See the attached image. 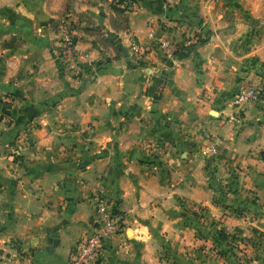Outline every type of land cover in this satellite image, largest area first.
I'll return each mask as SVG.
<instances>
[{
	"label": "crops",
	"instance_id": "0c3cea01",
	"mask_svg": "<svg viewBox=\"0 0 264 264\" xmlns=\"http://www.w3.org/2000/svg\"><path fill=\"white\" fill-rule=\"evenodd\" d=\"M163 2L0 0V264H70L102 185L124 227L89 264H264V95L228 103L264 88V0Z\"/></svg>",
	"mask_w": 264,
	"mask_h": 264
},
{
	"label": "built area",
	"instance_id": "2783aa9c",
	"mask_svg": "<svg viewBox=\"0 0 264 264\" xmlns=\"http://www.w3.org/2000/svg\"><path fill=\"white\" fill-rule=\"evenodd\" d=\"M172 2L173 0H164V7L167 8ZM64 31L65 45L72 50L75 49L77 43L74 41V33L68 29ZM151 35L153 36V32H151ZM160 47L166 49L167 55L177 65L176 51L179 45L163 42ZM263 95L262 83L258 80L248 79L229 99L228 103L234 108H243L251 102L258 101ZM207 151L213 154L215 146L209 145ZM93 203L96 210L93 230L79 243L70 264H89L96 261L101 256L105 239L118 236L123 232V218L117 210V203L113 199L110 189L106 185H102L95 193Z\"/></svg>",
	"mask_w": 264,
	"mask_h": 264
},
{
	"label": "rangeland",
	"instance_id": "374dc122",
	"mask_svg": "<svg viewBox=\"0 0 264 264\" xmlns=\"http://www.w3.org/2000/svg\"><path fill=\"white\" fill-rule=\"evenodd\" d=\"M72 32L74 33V41L76 42V43H78V33L77 32H74L73 30H72ZM63 41H65L64 39H63ZM65 43V42H64ZM65 45V44H64ZM135 47H137V48H135ZM76 49V48H75ZM75 49H70V48H68L67 47V45H65V48L63 49V53H64V55H70L72 52H74L75 51ZM132 50L134 51V52H138V51H140L141 50V47L139 46V45H134L133 46V48H132ZM57 53H59V52H57ZM59 55V54H58ZM71 56V55H70ZM66 66L68 67L69 66V68L71 69V70H74V72H76V74H78V75H76V76H78V77H81L84 73H86V74H89V76L90 77H94L95 75H96V73H98V71H99V69H98V66L96 67L95 66V68H93V67H91V66H88V67H84V66H82L80 63H77L76 61H73L72 63H66ZM62 67H65V65H62ZM16 77H18V79L19 78H22V77H25L26 76V74H28V72H29V68H27V66H22V65H19V69H18V67L16 68ZM81 75V76H80ZM16 81V80H15ZM35 92V91H34ZM21 93V90H20V85H18V83L16 82L15 83V85H14V87L12 88V90H11V94H13L14 95V100L16 99H19L18 97L20 96L19 94ZM33 102L34 101H36V100H38V98H32L31 99ZM53 101H55V100H53ZM17 103V102H16ZM16 103H7V104H9V109H11L12 108V106L13 105H15ZM1 104H3V101H1L0 100V107H1ZM42 104V103H41ZM42 106V105H41ZM37 113L38 112H34L33 114H29V115H23V117H22V115L20 116V114L19 113H16L15 114V116L17 117V118H20V120L21 121H23V120H27V118H28V120H31L32 121V119L35 117V115H37ZM10 114L9 113H7L6 111H4V110H2L1 111V113H0V119L2 120V119H4V118H6V117H8ZM16 131L17 132H22V131H27V130H23V129H20V127H18L17 129H16ZM19 135V134H18ZM2 153V152H1ZM12 155V154H11ZM16 160H18V159H16ZM8 166H10V164H8ZM1 172V171H0ZM193 218V217H192ZM197 220V219H196Z\"/></svg>",
	"mask_w": 264,
	"mask_h": 264
},
{
	"label": "trees",
	"instance_id": "16d2710c",
	"mask_svg": "<svg viewBox=\"0 0 264 264\" xmlns=\"http://www.w3.org/2000/svg\"><path fill=\"white\" fill-rule=\"evenodd\" d=\"M164 1V0H163ZM164 3V2H163ZM163 8L164 4H163ZM101 40H105L104 37L101 36ZM180 51V46L178 47V50L176 51V54L179 53ZM7 103L5 104V107H7ZM197 219V220H196ZM188 224L192 225L193 227H195L198 231V233L200 235H204L207 236L209 234V232H212V237L215 239L216 242H218L220 244V246H222L223 249H225V240H226V234L223 231H209L207 229L202 228V226L200 225V221H199V214L198 213H194V217L193 218H189L186 221Z\"/></svg>",
	"mask_w": 264,
	"mask_h": 264
},
{
	"label": "water",
	"instance_id": "95a60500",
	"mask_svg": "<svg viewBox=\"0 0 264 264\" xmlns=\"http://www.w3.org/2000/svg\"><path fill=\"white\" fill-rule=\"evenodd\" d=\"M165 9V8H164Z\"/></svg>",
	"mask_w": 264,
	"mask_h": 264
}]
</instances>
